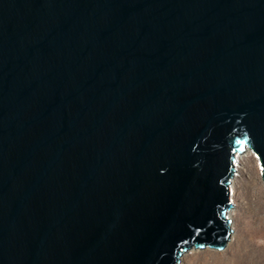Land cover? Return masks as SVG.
Returning <instances> with one entry per match:
<instances>
[{
	"label": "water",
	"instance_id": "95a60500",
	"mask_svg": "<svg viewBox=\"0 0 264 264\" xmlns=\"http://www.w3.org/2000/svg\"><path fill=\"white\" fill-rule=\"evenodd\" d=\"M247 147L264 0H0V264L223 250Z\"/></svg>",
	"mask_w": 264,
	"mask_h": 264
},
{
	"label": "rangeland",
	"instance_id": "374dc122",
	"mask_svg": "<svg viewBox=\"0 0 264 264\" xmlns=\"http://www.w3.org/2000/svg\"><path fill=\"white\" fill-rule=\"evenodd\" d=\"M235 179L229 218L234 224L232 234L240 237V243L223 250L185 251L181 264H264V183L251 155L244 158L243 169Z\"/></svg>",
	"mask_w": 264,
	"mask_h": 264
},
{
	"label": "bare ground",
	"instance_id": "6f19581e",
	"mask_svg": "<svg viewBox=\"0 0 264 264\" xmlns=\"http://www.w3.org/2000/svg\"><path fill=\"white\" fill-rule=\"evenodd\" d=\"M248 153H250V151L249 150H246L245 151V154H243V155H239L238 156V159H239V161H241V160H243L244 159V157L248 154ZM253 158L255 159V157H254V155H253ZM255 161L257 162V164H258V166H259V169H260V171H262V168H261V163H259V161L257 160V159H255ZM236 177H233V179H232V182H231V184H230V197H231V199H233V197L231 196L232 195V193H233V191H234V186H235V179ZM232 203H233V201H232ZM233 207V206H232ZM231 207V208H232ZM228 214V217H232V210H230L229 209V212L227 213ZM229 218V219H230ZM234 224L231 222V220H230V226H231V229H233L234 228V226H233ZM237 236L235 235V233H233V234H231V238H230V240H229V242H228V244H227V246H226V248L227 247H230L231 245H236V244H239L240 243V237H238V238H236ZM235 239V240H234ZM233 241H235L234 243H233ZM195 249H197V248H192V249H189L190 251H194ZM225 249V248H224ZM188 250V251H189ZM185 260V253H183L181 256H180V259H179V264H181L183 261ZM177 263V264H178Z\"/></svg>",
	"mask_w": 264,
	"mask_h": 264
},
{
	"label": "built area",
	"instance_id": "2783aa9c",
	"mask_svg": "<svg viewBox=\"0 0 264 264\" xmlns=\"http://www.w3.org/2000/svg\"><path fill=\"white\" fill-rule=\"evenodd\" d=\"M246 150H249L250 153H248L245 157H248V156H250V155L253 157V155H254L255 159H257V160L259 161V163H260V160H259L257 154H256L253 150H251L250 148H248V147H247L244 151L237 153V154L235 155V161H234V166H235V169H236V170H235L233 176L231 177L230 184H231V182H232L233 177L238 176L239 172L243 169L244 159H243L242 161H239L238 156H239V155H243V154H245V151H246ZM245 157H244V158H245ZM253 159H254V158H253ZM255 159H254V160H255ZM230 198H231V197H230ZM230 209H231V208H230ZM228 212H229V211H228ZM227 216H228V214H227ZM228 218H229V217H228Z\"/></svg>",
	"mask_w": 264,
	"mask_h": 264
}]
</instances>
